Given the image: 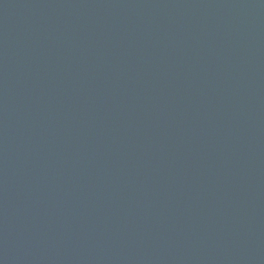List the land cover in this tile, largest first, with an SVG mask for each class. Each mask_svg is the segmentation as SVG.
I'll return each instance as SVG.
<instances>
[{"label":"water","instance_id":"1","mask_svg":"<svg viewBox=\"0 0 264 264\" xmlns=\"http://www.w3.org/2000/svg\"><path fill=\"white\" fill-rule=\"evenodd\" d=\"M0 264H264V0H0Z\"/></svg>","mask_w":264,"mask_h":264}]
</instances>
